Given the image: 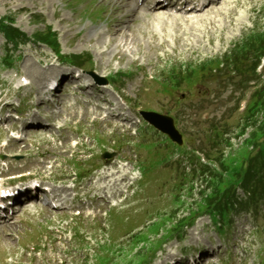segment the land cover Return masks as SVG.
Wrapping results in <instances>:
<instances>
[{
    "label": "rangeland",
    "instance_id": "1",
    "mask_svg": "<svg viewBox=\"0 0 264 264\" xmlns=\"http://www.w3.org/2000/svg\"><path fill=\"white\" fill-rule=\"evenodd\" d=\"M221 1L222 4L216 9L213 8L214 10L212 9L209 13L194 19L198 22L191 23L186 21L190 19L183 21L176 16L172 21L171 17L165 15L163 17L162 12V14H153L137 11L138 15L132 20L123 14V5L115 4L112 0H0V23H8L29 40L37 33L44 32L51 27L57 35L60 54L65 57L63 60L65 66H61L58 64L61 61L57 62L58 58L51 49L37 45L35 40H30V43L20 46L19 50L12 54L15 58L12 70L7 72L0 68V86L11 85V77L7 76L13 72L23 78L21 82L29 84L26 86L27 89L20 93V96L29 93V88H32L33 92H39L46 86L48 79H52L61 71L77 75L76 70L66 64H68L70 56L80 53L83 56L85 69H91L96 75L108 78L111 84L108 88L119 91L117 97L129 98L130 102L127 105L125 103L122 112H134V107L138 106L137 101L140 98L149 102V105L145 104L143 108L158 110L162 106V111H168V108H171V115L177 118L178 127L186 136L185 150L180 154V157L168 161L164 168L162 164L168 156L162 158L163 151H160L161 148H159H163L166 144V139L163 136L157 137L159 145L150 144L151 138H147L149 144L143 143L142 150L139 149L138 152L135 150L138 165L144 159L143 150L146 154L144 159L146 164L143 165L146 168L144 170L145 184L141 188L144 195L140 197L142 201L136 204L139 205L143 213L137 214V211L132 208L124 211L120 224L121 226L128 224V227L131 228L130 232L125 227L113 226L112 223L111 231L96 234L92 239H89L86 248L90 251L88 258L84 259L86 261L84 264H99L98 257H106L107 264H139L149 258L150 263L148 264H166L169 261L168 255H173L174 258L178 257L177 254L181 248H184L179 243L180 238L178 241L167 242L165 237L180 224L179 219L183 218V221L187 222L188 218H192L200 210L201 206L198 203L200 192L206 190L204 184L200 185V178L192 180L190 174H187L185 166L197 168V165L193 166V162H196L197 159L190 158L188 163H185L187 161L184 160L187 158L186 154L188 151L197 150L198 157L206 160L204 155L208 151L207 148L216 142V139H211L207 135L214 129L216 132L220 131L223 125H226L225 123L228 126L227 130L230 129L229 135L235 134V128L238 125L243 127L244 122L239 121V116L233 115V111L244 88L241 84L253 85L252 80L258 72V69L255 74L249 72L245 80L242 77L244 82L240 83L238 77L232 80L230 78L232 75L227 74L226 70L217 72L210 70L215 69L216 60H221L229 51L231 54L235 50L239 52L245 39L258 34L256 28L259 33L264 32V0ZM79 30H82L81 33ZM94 32L101 33L99 40L93 36ZM16 41H18V37ZM4 43V36L0 33V59L6 56L3 55L6 52ZM8 54L11 55V52ZM87 57L89 63L86 60ZM74 58L72 57V59ZM74 62L78 64L80 60ZM254 62V59H251L247 65L251 64L250 67H252ZM224 63L226 62L224 61ZM203 64L207 65L204 71H201V75H197L193 79V70L199 71ZM260 65L264 70V56ZM190 69L192 71L187 75L189 82L184 80V75L177 77L178 79L174 78L177 89L169 91L170 85L159 84H170L169 79L172 80L175 73ZM6 72L8 74L5 77ZM147 76L154 79L149 82L153 85L150 87L152 88L150 93H145V95L143 92L146 91ZM205 76L206 78H204ZM87 77L89 78V76ZM17 86L14 82L8 92L13 93ZM187 87L190 88L191 93L187 91ZM192 93L196 95H194L195 98L190 99L188 95ZM169 94H171L172 101L177 104L170 106L169 102L166 107L168 101L166 95ZM78 96L80 98H76L77 104L74 111L83 109L89 115L90 104L86 107L83 102L90 100L91 103H94L96 99L93 96L83 95V93H78ZM158 101L161 106L157 104ZM62 110L64 113L60 117L64 120L62 119L60 125L46 136L51 145L45 144V150L52 149L57 145L54 142L59 139V135L62 137V135L66 136L70 133L69 130L75 131V128L71 126L81 119L76 114V118L72 117V122H62L70 114L69 111L65 112V108ZM36 112L35 117L38 120L40 118L49 120V116L51 117L44 107L39 106ZM27 116L25 114L22 117H16L14 114L16 119L11 117V121L0 128V153L2 152L8 159L7 164L2 162L0 164H3L4 169L7 168L8 171H12V166L18 168L22 166V159L23 161L34 160V158L27 159L28 154L21 151L12 152L4 149L8 140H11L8 146L17 144V141L12 138L22 137V135L29 137L28 133L32 131L30 127L20 131ZM263 119L264 116L260 120ZM86 120H83L86 121L85 123L81 122L85 131L92 133V131L98 130L102 133L103 129L99 125L91 127L90 117L87 116ZM114 120L116 117L111 119V121ZM260 120L255 128L260 125ZM61 125L65 126L64 130L67 133H61L63 128ZM59 126L61 127L58 129ZM67 127L69 129H66ZM12 129L13 132H10ZM254 130L253 127L246 132L243 131L239 138L236 137L237 142L228 151L220 144L209 153L210 159L214 161L216 156H223V159L232 160L233 164L236 163L244 150L250 151L252 146L247 148L246 142L244 145L241 143L248 138V133ZM108 132L111 133V130ZM145 132L149 133L148 130ZM32 140L33 138L22 139L18 141V144L21 148L26 145V148L31 149L27 144ZM143 140L144 136L142 135L138 139V143H142ZM120 154L123 156L127 152L124 154L122 151ZM250 154L256 157L257 149H253ZM16 156L21 157L20 160L15 161L13 157ZM31 156L33 157V154ZM10 162L13 164H9ZM214 164L219 165L218 162ZM247 164L243 163L245 167ZM231 167L234 165L231 164ZM181 182L183 187L178 188ZM260 183L264 185V178L260 180L259 188ZM235 195L243 197L244 192L237 189ZM261 208L263 211L264 204H261ZM55 217L57 214L46 215L43 219L35 220L33 226L35 228L43 227L41 225L45 224V221ZM118 220L120 221V218ZM33 221L31 220L32 223ZM220 224L221 221L210 222L208 216L201 217L192 228L182 231L181 238L185 237V242L192 247L197 246L198 243L207 246L210 242L215 244L217 237L213 230L217 229ZM231 224V228H222V253L220 258L213 261L216 264H262L264 262V213L259 212L256 219L251 212L234 213L231 216ZM169 227L171 229L167 231ZM132 228H137V230L133 231ZM112 231L113 234H111ZM9 232H7V236L0 235V264H6L8 258H14L19 245L27 242L21 236L17 239V234L21 235V230L15 228L11 235ZM94 232L97 233V231ZM119 234L123 236L122 239L118 238ZM141 237L146 238L147 242H138ZM164 241L165 244L157 247L160 242ZM113 252L116 254H112ZM141 257L143 260L140 259ZM84 260L82 259L83 262Z\"/></svg>",
    "mask_w": 264,
    "mask_h": 264
},
{
    "label": "trees",
    "instance_id": "2",
    "mask_svg": "<svg viewBox=\"0 0 264 264\" xmlns=\"http://www.w3.org/2000/svg\"><path fill=\"white\" fill-rule=\"evenodd\" d=\"M240 48L239 52L236 50L233 52V58L237 63L241 60L246 61L249 57L256 58V61H259L260 56L264 55V32L253 35L249 39H245ZM258 61L255 63L256 65L258 64ZM254 97L255 98H253L248 110L251 118H253L257 113L264 112V88ZM257 141H259V143H257ZM250 143L256 145V147L258 146L259 151L264 155V119L261 121L260 126L255 128V131L251 135ZM260 165V159L257 157L256 166L250 169L249 173L243 180L242 187L248 193H253L257 190V188L253 186V174L257 171V167ZM238 168H240V166H238L235 170L236 173L238 172ZM262 168L264 170V165ZM260 179L261 177L257 178V182L260 181ZM239 181L240 179L232 178V176H227L224 179H214V181H212L213 186L211 187L212 193L208 194L203 199L204 205L201 206V208L206 206L207 208L216 207L220 199L225 197L228 198V196L233 192L234 186L238 184Z\"/></svg>",
    "mask_w": 264,
    "mask_h": 264
},
{
    "label": "bare ground",
    "instance_id": "3",
    "mask_svg": "<svg viewBox=\"0 0 264 264\" xmlns=\"http://www.w3.org/2000/svg\"><path fill=\"white\" fill-rule=\"evenodd\" d=\"M103 1V0H102ZM113 2H115V4H122L123 5V14L127 17H130V19H134V17L136 15H138V12H141V13H146V12H153L155 11L154 13L156 14L157 11H160L161 9H163L160 4L156 1L155 3H153L152 5H140L138 0H112ZM112 3V2H111ZM114 7V6H113ZM210 7V8H209ZM208 8L209 10L213 9L214 8V5L212 4H208L206 5L204 8H202L201 10H204ZM120 10V9H119ZM138 11V12H137ZM153 13V14H154ZM161 13V12H160ZM117 14V13H116ZM120 14V13H119ZM162 14V13H161ZM121 15V14H120ZM151 15V14H150ZM164 15V14H163ZM122 16V15H121ZM126 17V18H127ZM164 17V16H163ZM120 18V16H119ZM125 18V17H124ZM159 19V18H158ZM162 19V18H161ZM120 21V20H119ZM123 21V20H122ZM125 21V20H124ZM173 21V20H172ZM118 22V21H117ZM126 22V21H125ZM121 23V22H120ZM168 23V22H167ZM123 24V23H122ZM127 27V26H126ZM114 33V32H112ZM100 35L101 33H97V32H94L93 36L96 37V39H100ZM114 36V35H113ZM97 40V41H98ZM37 71V70H36ZM114 166L111 165L108 170L103 174L101 175V177L97 180L98 183L100 184L98 186L99 190L100 191H105L107 193H109L111 196H113L114 192H118V186L120 184V178L122 177H119V178H115V175L116 174H119V172H111L110 170L113 168ZM106 198V197H104Z\"/></svg>",
    "mask_w": 264,
    "mask_h": 264
},
{
    "label": "water",
    "instance_id": "4",
    "mask_svg": "<svg viewBox=\"0 0 264 264\" xmlns=\"http://www.w3.org/2000/svg\"><path fill=\"white\" fill-rule=\"evenodd\" d=\"M147 120H149V122L154 125L155 127H157L158 129H160L161 131L165 132L166 134H168L174 141H177L178 143H180V136L177 134V132L174 129L173 126V122L170 118L167 117H162L156 114H146L145 115Z\"/></svg>",
    "mask_w": 264,
    "mask_h": 264
}]
</instances>
